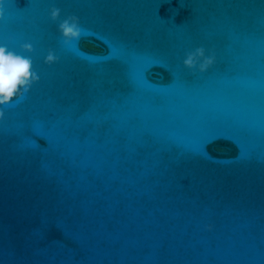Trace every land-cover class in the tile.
I'll list each match as a JSON object with an SVG mask.
<instances>
[{"label":"water","instance_id":"95a60500","mask_svg":"<svg viewBox=\"0 0 264 264\" xmlns=\"http://www.w3.org/2000/svg\"><path fill=\"white\" fill-rule=\"evenodd\" d=\"M0 7L39 76L0 105V264H264V0Z\"/></svg>","mask_w":264,"mask_h":264},{"label":"clouds","instance_id":"9594fccd","mask_svg":"<svg viewBox=\"0 0 264 264\" xmlns=\"http://www.w3.org/2000/svg\"><path fill=\"white\" fill-rule=\"evenodd\" d=\"M60 14V9L52 7L50 18L56 20ZM4 10L0 7V17H3ZM58 30L63 38L64 44L72 40H79L81 28L78 17L69 15L58 24ZM21 47L25 51H32L30 43H24ZM203 47H197L193 51L187 52L183 60L185 67L191 69L198 67L200 72L205 71L214 62V56H205ZM58 59L51 50L44 57V62L51 64ZM199 61V63H198ZM39 79L38 74L32 68V60L28 56L17 54L9 50L6 46H0V105H6L14 98L21 96L29 90L31 84ZM4 116L0 110V118Z\"/></svg>","mask_w":264,"mask_h":264}]
</instances>
